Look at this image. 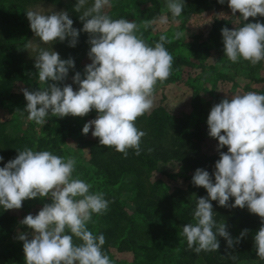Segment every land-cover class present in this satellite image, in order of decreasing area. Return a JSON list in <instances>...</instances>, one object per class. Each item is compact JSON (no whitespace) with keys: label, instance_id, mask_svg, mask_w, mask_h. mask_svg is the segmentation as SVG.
Listing matches in <instances>:
<instances>
[{"label":"clouds","instance_id":"9594fccd","mask_svg":"<svg viewBox=\"0 0 264 264\" xmlns=\"http://www.w3.org/2000/svg\"><path fill=\"white\" fill-rule=\"evenodd\" d=\"M218 2L224 4L225 0ZM227 2L232 15L238 12L245 21L264 17V0ZM87 3L77 0L74 6L76 12L85 9L79 16L81 30L73 27L67 11L26 12L32 32L44 44L70 38L69 47H75L80 32L87 33L91 63L85 66L83 78L80 72L73 76V84L78 86L74 90L72 84H64L69 70L75 68L74 60L61 59L53 49L41 48L34 67L46 86L22 89L27 104L21 112H26L30 121L45 125L49 114L82 118L95 110L96 118L84 124L82 134L92 130L100 146L112 147L125 156L134 149L139 155L146 132L135 121L153 109L155 85L169 78L174 59L164 46L171 43L166 35H161L154 47L149 46L141 27L147 30L153 25H167L168 16L137 24L125 18L112 19L104 11L111 7V0H94L85 8ZM184 7V0H167L166 8L174 22ZM182 35L174 33L176 39ZM221 35L229 61L242 58L255 65L264 60V24L245 23L232 30L224 27ZM207 125L209 136L218 140L219 159L211 175L205 169L195 171L192 184L204 188L208 195L196 199L195 223L184 224L181 235L197 254L218 251V236L227 241L229 249L239 244L248 229L234 241L225 222L217 224L214 219L212 204L217 201L219 206L229 207L230 198H234L232 208H247L261 220L254 246L256 255L264 259V94L249 91L226 96L211 108ZM225 147L227 152L221 151ZM17 152L0 167V206L20 210L26 200H51L38 214H28L20 222L30 230L17 236L23 242L25 264H113L102 250L104 235H95L87 227L94 214L103 215L108 210L109 201L102 192L90 191V183L73 177L75 157L63 158L31 148ZM73 237L81 243H74Z\"/></svg>","mask_w":264,"mask_h":264},{"label":"rangeland","instance_id":"374dc122","mask_svg":"<svg viewBox=\"0 0 264 264\" xmlns=\"http://www.w3.org/2000/svg\"><path fill=\"white\" fill-rule=\"evenodd\" d=\"M155 1H158L160 4L158 8L159 13L155 18H158L160 15H167L169 23L167 25H153L151 27L152 31H150L152 37L149 36L147 30L141 27L144 39H160L161 35H166L169 40L174 41V39H176L174 33L181 32L183 35L179 39L182 41L194 40V42L199 44L205 43L210 51V56L201 64V62L193 58V54L185 48H178L171 54L174 58L172 72L167 80L163 82L158 81L155 85L153 109L149 113L138 117L135 121L136 126L140 130L146 132V135L141 140L140 147L144 145L149 146L151 143L157 145L160 142L169 147L168 140L170 136L178 137V132L175 134L177 129L173 125L166 126L164 129V138L160 141H157L153 136L150 117L156 111L164 110L168 112L173 119H186L189 133L196 131V127L199 125L203 133V141L199 143L197 154L192 149V145H195L194 142H196L195 137L181 139V142L186 146L183 150L201 157L204 160V168L202 169L214 173L215 163L219 159V153L217 151L218 140L211 138L208 134L207 119L211 108L226 96L231 97L234 94H244L249 91L264 94V80H262L264 79V60H261L255 65L242 58L238 59L237 62L229 61L224 53L221 30L224 27L232 30L237 28L240 23H242L243 26L245 23L255 22L264 24V17L257 16L256 18H249L248 21H245L238 12L236 15H232L227 0H225L224 4H220L218 0H184L185 7L181 15L177 17L174 22L171 13L168 12L166 8L167 0ZM76 2L77 0H59V3L50 0H2L0 2L1 10L5 11L10 6H16L17 18L9 22V24H0V44L8 39H22L23 34L18 26V21L27 22L30 26L26 16V12L29 10L40 11L44 14H50L54 10L67 11L69 18L73 20V27L77 30H81L83 28V22L80 21L79 16L83 14L85 9L82 8L80 12H76L74 10ZM93 3L94 0H88L85 8L90 7ZM151 7V0H111V7L106 8L104 11L112 19L125 18L140 24L141 21L144 20L141 13ZM151 19L154 18L151 17L150 20ZM69 39H66L62 43L57 41L44 44L38 37H35L31 30L30 38L24 45H20L14 49L12 54L22 65L28 67H34L35 58L38 56L41 48L46 50L53 49L58 52L61 59L64 60L72 58L75 62V68L69 70V75L64 81V84H72L74 90H78V86L73 84V76L76 72H80L83 78L85 66L91 63L88 57V52L90 50V44L88 43L89 35L81 31L75 47H69ZM153 43L154 41L151 45H153ZM179 58L186 61L189 65L186 66L185 64L182 67L175 66L176 59ZM36 71L38 73V70ZM222 73L227 75L230 74L232 80L236 84L225 80H219L218 77ZM3 75L4 69L0 66V82L3 79ZM245 85L249 86L248 90L245 89ZM45 86L46 85L41 84L38 79L35 90ZM59 86L62 87L63 84ZM17 87V89L20 90L19 84H17ZM193 94H198L197 102L200 103L201 107L192 106L191 99ZM25 108L26 105L11 110L0 108V156H3L2 162L5 164L8 161V156L5 153L6 150L8 147H13L18 143V141L16 144L14 143L15 138L28 137V139L31 140L32 138L40 139L46 136L50 121L46 118L47 122L45 125H38L34 121H30L27 118L28 114L26 112H21ZM96 116L97 112L92 110L88 115L82 118L72 116L62 118L64 121L66 120L65 122L69 120V123L72 124V128L66 129L65 131L66 133L68 132V139L66 145L63 147L70 151L71 154H74L73 157H75L76 160L79 159V161L86 166L84 175L83 173H73V177H78L80 179L84 177L85 179L82 180L92 185L90 189L92 192H100L95 189L97 186H95V183L100 181L101 177L96 174L98 170L95 166H92L91 169L87 167L90 163L89 151L91 148L94 146L99 148L102 155L105 151H108L109 154L106 155L102 161L105 160L106 164L110 167L114 165V162L111 161L114 157L113 155L120 153L112 147L100 146L98 138L92 137V130H90L87 135L82 134L84 124L95 119ZM22 149L19 151H22ZM221 151L227 152V147L221 149ZM12 157L14 156L12 155ZM67 157L72 156H63V158ZM158 159L160 158L158 157ZM157 167L161 169L163 173L173 176L170 177L157 171H149L146 166L143 165L142 168L145 169V172L140 185L144 191L143 198L132 197L133 187L130 185V178H128V182L123 186L120 185L119 194L109 193L112 194V196H110L111 198L106 196L109 203L113 201V198H118L121 203L120 211L118 210L115 212L116 219L114 220V226L116 224L119 226H131L130 222H133L135 229L131 234L133 241L129 249L118 250L116 246L117 251H115L114 248L109 247L110 250L106 254L110 257L113 264H176L178 260H181V246L186 243V237L181 235L182 227L179 225V220H163L161 217H157L160 213L157 212L156 209H154L152 217L147 213L157 204L161 207H165L166 203L163 198L175 195L176 193L183 197L184 202H188L184 204V207L187 208L188 206H192L195 209L196 199L201 196L199 197L187 193V188L190 184L189 181L192 179L195 171L183 167V165L178 163L177 159L172 156L165 162L157 160ZM102 180L103 179H101V181ZM113 188L117 189L119 187L114 186L112 190ZM101 189L105 190V187H101ZM157 198H160L158 202H156ZM150 200L156 203L147 206ZM45 203H51V200L40 198L26 200L23 202V206L20 210H9L7 213H3L0 210V216L12 222V230L9 233H6L0 225V264H6V259L10 258L11 255L16 259L12 264H25L23 242L19 241L17 236L20 233L29 232L30 230L20 222L28 214H38ZM212 203L215 204V201H212ZM166 208H168V206H166ZM170 211H172V209ZM239 211L250 215L253 220L259 219L258 216L251 214L247 208L240 209ZM128 219H131V221L126 223ZM214 219L217 224L225 222L226 230L234 241L240 237L244 229H248L247 235L241 239L239 244H234L231 249L228 248L227 241L222 237L218 253L223 257V262L229 261V257L232 256V259L235 257L234 261L230 259L233 261V264H264V259H260L256 255L254 246V237L261 226L253 229L249 227L243 228L240 225L239 219H232V217L227 218L225 215L217 216L216 213ZM92 222L95 224L94 222L96 221L94 220ZM111 224H113L112 221ZM157 227H164V229L158 231ZM117 234L116 232L114 237H116ZM153 234H155V236L157 235V237L162 240L161 248L157 245L158 241L155 239V236H152ZM217 239L219 241V237H217ZM242 243H247L249 245L254 255L253 258H239L237 256L238 249ZM132 247L135 256L130 252ZM205 253L206 251H201L197 254L192 250L190 255H197V264H206L203 261V255Z\"/></svg>","mask_w":264,"mask_h":264},{"label":"trees","instance_id":"16d2710c","mask_svg":"<svg viewBox=\"0 0 264 264\" xmlns=\"http://www.w3.org/2000/svg\"><path fill=\"white\" fill-rule=\"evenodd\" d=\"M2 0H0L1 2ZM55 3H59V0H50ZM152 7L146 9L144 12L141 13V16L144 18V20H150L151 17L155 18L158 15V8L160 6L158 1L151 0ZM17 18V8L16 6H10L5 11L1 10V4H0V24H9V22L15 20ZM261 23V22H260ZM18 26L22 30L23 37L20 40H13L8 39L5 40L3 43L0 44V66L4 69V75L3 79L0 82V108L4 110H11V109H18L22 106H25L27 104L22 89L28 88L29 90H35L36 83L38 82V73L34 67H28L22 65L18 59L12 54V51L16 49L18 46H22L26 43V41L31 36V28L27 22L24 21H18ZM242 23H240L237 27H242ZM150 31H152V28L147 29V33L149 36H151ZM152 37V36H151ZM160 39H148L145 40L149 45L154 41L153 45L155 46V43L159 42ZM165 48L170 54H173L178 48H185L188 51H190L193 54V58L201 62H203L209 58V49L206 47L205 43L199 44L197 42L192 41H185L181 39H174V41H171V43H165ZM246 61V60H245ZM188 66L189 64L186 63V61L182 59H176L175 66ZM200 64V66H201ZM203 66V65H202ZM204 68V67H203ZM219 80H225L228 82H232L233 84H236L230 74H220ZM254 79V78H253ZM251 79V80H253ZM264 80V79H262ZM261 80V81H262ZM264 82V81H263ZM17 84L20 85V90L17 88ZM264 84V83H263ZM249 86L245 85V89L248 90ZM197 96L198 94H193L191 99V104L194 107H201L200 103L197 102ZM161 114V115H159ZM50 123L47 127V133L46 136L35 139L32 138L31 140L27 138H15L14 143L16 144L13 147H8L6 150L7 159L12 160L17 155L20 149L24 150L25 148H31L34 151H41V150H48L52 152L55 155L58 156H74V154H71L70 151L67 149H64V145H66L67 139H68V132L66 133V129L72 128V124L69 123V120L65 122L62 118L59 117H53L52 115H48L46 117ZM153 124H152V123ZM150 123L151 127L153 129L152 134L155 137L157 141H160L164 138V129L168 125H173L176 127L177 131H175V134L178 132L177 136H170L168 142L169 147L162 144V142L156 144L151 143L149 146L144 145L141 146L140 154L137 155L134 149H129L127 156H125L123 153H119L117 155H113L114 157L111 159L112 162H114L113 166H108L104 161V157L109 154L108 151H105L102 155L99 151V148L92 147L89 151L90 153V163L87 166L89 169H91L92 166H95L97 168V175L100 176V181L95 183L96 190L100 191L104 194V197L106 198L112 196V194L109 193H120V185H124L126 182H128V178H130V185L133 187L132 191V197L135 198H143L144 191L143 188L140 187L142 183L143 174L145 172V169L142 168V166H146V168L149 171H157L159 173H163L161 169L157 167V160H161L163 162L167 161L169 157H174L177 159L178 163H181L183 167H186L187 169L196 171L198 168L202 169L203 166V159L201 157H198L194 155L193 153L189 151L183 150L185 146L184 143L181 142L182 138H189V137H195L196 142H194L195 145H192L193 151L197 154L199 149V143L203 141V133L199 125L196 127V131L193 133H189L186 125V119L184 118H172L168 114V112H165L164 110H159L153 113V115L150 117ZM35 140V141H34ZM13 141V140H12ZM80 145V143H79ZM93 146V145H92ZM81 147V146H80ZM147 148V150H146ZM108 149V148H107ZM66 150V151H65ZM1 155V154H0ZM12 155L14 157H12ZM122 157V158H121ZM158 157L160 159H158ZM6 158V157H5ZM219 158V157H218ZM106 159V158H105ZM7 161V162H8ZM76 166L74 173H85L86 166L79 161V159L76 160ZM5 163L0 162V167H3ZM166 174L170 177L173 175ZM211 175L212 173L209 172ZM82 179H85L84 177H81ZM101 179H103L101 181ZM214 179V178H213ZM189 186L187 188V193H191L195 196H201L206 197L208 194L206 190L202 187H196L192 184V179L189 181ZM118 186L119 188L112 190V187ZM101 187H105V190L101 189ZM94 188V187H93ZM112 190V191H111ZM180 192V191H179ZM183 195V194H182ZM111 198V197H110ZM160 198H157L158 202ZM166 205L165 207H161L160 205L154 206L147 214H149L151 217L153 215L154 209H156L157 212L160 214L157 217H161L163 220L170 221L173 219L179 220V225L182 227L184 224L187 223H195L194 218V207L188 206L187 208L184 207V204H187V201H183V197L179 194L166 196V198H163ZM153 201H149L147 203V206H151L152 204L156 203ZM234 203V198H230L229 200V207H221L219 206L218 202L215 201V204H213V209L215 210V213L217 216L219 215H225L227 218L232 217V219H239L240 225L243 228L249 227L251 229L256 228L258 226H261V220L260 218L257 220H253L250 215L245 214L240 210V208H232L231 204ZM168 206V208H166ZM121 203L118 198H113V201L109 203L108 210L103 215H96L94 214L92 217V221L95 224H93L92 221H90L87 225L88 229L93 232L95 235L103 234L105 237V244L103 245L102 250L107 253L109 252V247L114 248L116 250V246L118 250L123 249H129L131 247L133 237H131V234L134 229V223L130 222V225H124L119 226L116 224L114 226V220L115 212L118 210L120 211ZM166 208V209H165ZM172 209V211H170ZM0 210L3 213H7L9 210H5L2 206H0ZM178 210V211H177ZM253 217V216H252ZM111 221L113 224H111ZM131 221V219H128L126 223ZM12 222L8 219H3L2 216H0V225L5 230L6 233L11 232L12 230ZM158 231H162L164 229L157 227ZM118 233L116 237L114 235ZM66 234H71L70 232H67ZM152 236H155L153 234ZM219 237V236H218ZM155 239L158 241L157 245L161 248L162 247V240L155 236ZM74 243L79 244L81 243L80 240L73 237ZM222 240V237H219V243ZM181 260H178L176 264H197V255H190V252L194 250V248L190 249L188 247V243L186 240V243L181 246ZM15 251V250H14ZM130 252L135 256V252L133 247L130 249ZM13 254V253H12ZM218 251H207L203 255V261L206 264H233L234 258L232 259V256L229 258L232 259L231 261H225L223 262V257L219 255ZM237 256L239 258H253L254 255L250 250V247L247 243H242L240 245V248L238 249ZM16 259L13 258L11 255L10 258H7L6 264H12L14 263ZM226 260V259H225Z\"/></svg>","mask_w":264,"mask_h":264}]
</instances>
